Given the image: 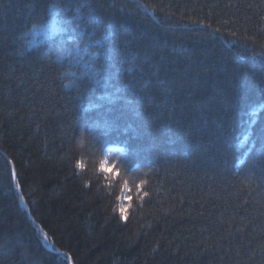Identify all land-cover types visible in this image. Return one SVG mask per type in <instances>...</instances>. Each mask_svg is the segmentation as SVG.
Segmentation results:
<instances>
[{
	"label": "trees",
	"instance_id": "1",
	"mask_svg": "<svg viewBox=\"0 0 264 264\" xmlns=\"http://www.w3.org/2000/svg\"><path fill=\"white\" fill-rule=\"evenodd\" d=\"M37 2L56 0H0V264H264V180L251 168L264 130V0H96L128 14L125 30L96 37L127 41L128 71L79 92L84 64L65 53L42 65L49 40L31 35L53 11L90 31L92 9ZM138 71L144 81L128 87ZM114 83L116 108L132 114L109 141L95 116L110 111L100 97ZM110 145L125 153L116 176L101 171Z\"/></svg>",
	"mask_w": 264,
	"mask_h": 264
},
{
	"label": "snow or ice",
	"instance_id": "2",
	"mask_svg": "<svg viewBox=\"0 0 264 264\" xmlns=\"http://www.w3.org/2000/svg\"><path fill=\"white\" fill-rule=\"evenodd\" d=\"M65 3L66 0H56L55 3L45 2L43 4L37 2L35 7L43 9L47 13L50 9L62 8ZM84 6L92 9L87 18V28L90 31L80 27L79 18L77 17L65 16L62 21H57L53 11V20L44 30V34L49 40V45L41 48L34 57L36 61L47 66L51 65L54 60L66 58L65 53H67V58L71 59L74 66H79L83 63L86 71L81 73L82 87L78 86V92L82 88L87 89L89 80H95L97 84L101 80L105 83L109 81L119 82L125 72L128 71V69L123 67L128 62L126 58L128 51L127 41L125 40L118 44L112 42V46L108 47L100 39L96 38L100 33H108L110 36H115L118 31L125 30L124 26L127 22L128 14L123 13L122 10H117L116 12L107 11L104 4H98L96 0H91L90 3L86 0V3L81 4V7ZM62 10L65 12L70 11L67 7H63ZM44 20H47V15L44 16ZM74 21L77 22L74 23ZM39 23H41L40 20L30 19L26 27L33 28ZM193 23L198 24L203 29L212 27L211 24H200L199 21H193ZM215 31L218 32L219 29L217 28ZM105 39H107V36H105ZM89 50H94L95 55H92ZM86 56L88 57L87 60H85ZM144 79L143 72L138 71L133 74L127 86L133 87L135 83H141ZM113 87L114 91L110 95L100 97L101 101L106 100L111 106L110 111L101 110L95 116L101 136L106 137L109 141L123 134L122 126L130 119L132 114L127 105L122 106V109L116 108L114 101L121 99L119 95L121 88L117 87L115 83ZM262 96H264V93H262ZM94 106L98 109H103V105ZM135 131L138 136L146 135L148 128L146 125L138 124ZM258 140L261 144L259 156L251 161V168L254 175L257 174L256 170L259 169V178L264 180V130L258 134ZM144 195H147V193L145 192ZM121 216L126 219L123 208L121 209ZM43 235L47 240V233H43ZM17 244H19L18 241ZM22 255L26 256L27 252L22 253ZM31 264H40V261L34 259Z\"/></svg>",
	"mask_w": 264,
	"mask_h": 264
},
{
	"label": "rangeland",
	"instance_id": "3",
	"mask_svg": "<svg viewBox=\"0 0 264 264\" xmlns=\"http://www.w3.org/2000/svg\"><path fill=\"white\" fill-rule=\"evenodd\" d=\"M47 25L37 28L32 32L31 36H33L34 44L40 43L47 39L44 34V30L47 27ZM109 155H111V158H110L111 160L107 159ZM115 155H118L119 158L118 159L114 158ZM123 155H124V150L122 148L118 146L110 147V150H106L105 153L103 154V163L101 164V171L110 176L118 175V171L116 170L117 169L116 164L120 163V157H123ZM115 179H118V178H115ZM129 192H130L129 188L125 187L123 189L122 195L120 199H118V211L119 212L121 211L122 208L125 210V214L128 212Z\"/></svg>",
	"mask_w": 264,
	"mask_h": 264
},
{
	"label": "bare ground",
	"instance_id": "4",
	"mask_svg": "<svg viewBox=\"0 0 264 264\" xmlns=\"http://www.w3.org/2000/svg\"><path fill=\"white\" fill-rule=\"evenodd\" d=\"M13 182V181H12Z\"/></svg>",
	"mask_w": 264,
	"mask_h": 264
}]
</instances>
